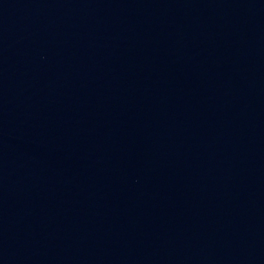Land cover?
<instances>
[{
    "label": "water",
    "instance_id": "water-1",
    "mask_svg": "<svg viewBox=\"0 0 264 264\" xmlns=\"http://www.w3.org/2000/svg\"><path fill=\"white\" fill-rule=\"evenodd\" d=\"M0 264H264V0H0Z\"/></svg>",
    "mask_w": 264,
    "mask_h": 264
}]
</instances>
